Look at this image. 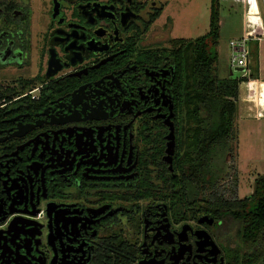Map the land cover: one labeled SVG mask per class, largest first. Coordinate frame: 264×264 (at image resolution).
<instances>
[{
	"label": "flooded vegetation",
	"instance_id": "1",
	"mask_svg": "<svg viewBox=\"0 0 264 264\" xmlns=\"http://www.w3.org/2000/svg\"><path fill=\"white\" fill-rule=\"evenodd\" d=\"M158 3L0 0V264H227L235 230L175 171Z\"/></svg>",
	"mask_w": 264,
	"mask_h": 264
},
{
	"label": "trees",
	"instance_id": "2",
	"mask_svg": "<svg viewBox=\"0 0 264 264\" xmlns=\"http://www.w3.org/2000/svg\"><path fill=\"white\" fill-rule=\"evenodd\" d=\"M161 12L157 11L155 19ZM220 21L219 0H211L210 29L207 34L194 40H174L172 48L163 51L164 56L176 59L181 75L176 90L179 108L176 126L180 132L175 171L192 174L196 207L200 206L197 190H214L216 179L222 171L214 170L216 166L212 160L217 148L225 146L232 133L239 86L255 78L253 73L250 78H221L215 74ZM255 58L254 69L257 70V55ZM183 131L192 132V139L188 143L183 138ZM181 192L184 191L180 188L179 201L186 204V193ZM206 211L222 222L226 233L235 230L239 239L238 243L231 245V240L226 246L227 264H264V174L257 176L252 194L243 199H227L212 192Z\"/></svg>",
	"mask_w": 264,
	"mask_h": 264
},
{
	"label": "rangeland",
	"instance_id": "3",
	"mask_svg": "<svg viewBox=\"0 0 264 264\" xmlns=\"http://www.w3.org/2000/svg\"><path fill=\"white\" fill-rule=\"evenodd\" d=\"M258 1L264 15V0ZM219 3L221 28L216 47L218 60L215 64V74L221 78H239L246 75L247 71H239L238 67L232 65L230 42L241 39L247 33L243 25V5L236 0H219ZM160 4H163L164 8L146 35V42L150 46L171 48L174 40H194L209 31L211 0H159L158 6ZM253 10H257L256 5ZM247 47L249 50L248 43ZM251 65L255 66V62ZM242 93L243 91L241 95ZM246 96L253 98L249 91ZM246 103L256 108L258 102ZM238 122L235 119L232 133L226 140L227 144L217 148L212 160L216 166L214 170H222L216 179L214 190L199 188L198 199L203 200L212 192L227 199H243L252 194L257 176L264 174V120H251L248 127L250 133L247 134L241 128V136L238 134ZM237 240L236 237L235 242Z\"/></svg>",
	"mask_w": 264,
	"mask_h": 264
},
{
	"label": "crops",
	"instance_id": "4",
	"mask_svg": "<svg viewBox=\"0 0 264 264\" xmlns=\"http://www.w3.org/2000/svg\"><path fill=\"white\" fill-rule=\"evenodd\" d=\"M243 5V25L247 30V33L242 38H249V53L250 59L248 67H246L245 77H252V73L255 78H250L244 81L239 86V100L237 101V113L236 119L238 123V134L241 136V130L247 134L250 133L249 123L253 119L264 120V98H263V84H264V15L260 9V1L258 0H236ZM257 6V10H253V6ZM220 39V38H219ZM219 43V40H218ZM257 55L258 66L256 67ZM255 62V66L251 65ZM243 91L242 95L241 92ZM249 91L253 98L246 96V92ZM258 102L256 108L248 106L246 101ZM242 128V129H241Z\"/></svg>",
	"mask_w": 264,
	"mask_h": 264
},
{
	"label": "built area",
	"instance_id": "5",
	"mask_svg": "<svg viewBox=\"0 0 264 264\" xmlns=\"http://www.w3.org/2000/svg\"><path fill=\"white\" fill-rule=\"evenodd\" d=\"M248 39L249 38L246 37L230 42L232 50L231 62L233 66L247 67L250 57L247 47Z\"/></svg>",
	"mask_w": 264,
	"mask_h": 264
},
{
	"label": "water",
	"instance_id": "6",
	"mask_svg": "<svg viewBox=\"0 0 264 264\" xmlns=\"http://www.w3.org/2000/svg\"><path fill=\"white\" fill-rule=\"evenodd\" d=\"M237 69L239 71H244V70H246V67H238ZM167 123L171 127V133L169 135V140L170 141L168 142V147H167V153H168L169 156L166 158V160L171 163L172 162V157L171 156L174 153V147H175V137H174V132H173L174 131V124L172 122H167ZM31 213L35 215L37 213V211H35V212L32 211ZM212 244H213L214 254L218 255L219 252H220V250L218 249V247H217V249L215 248L216 245L214 243H212ZM220 264H224L223 259L221 260V263Z\"/></svg>",
	"mask_w": 264,
	"mask_h": 264
}]
</instances>
